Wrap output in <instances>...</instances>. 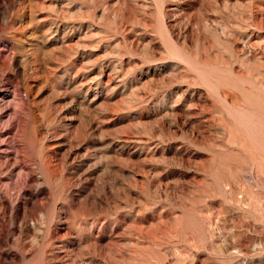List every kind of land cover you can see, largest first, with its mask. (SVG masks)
<instances>
[{"label": "rangeland", "instance_id": "obj_1", "mask_svg": "<svg viewBox=\"0 0 264 264\" xmlns=\"http://www.w3.org/2000/svg\"><path fill=\"white\" fill-rule=\"evenodd\" d=\"M0 264H264V0H0Z\"/></svg>", "mask_w": 264, "mask_h": 264}]
</instances>
